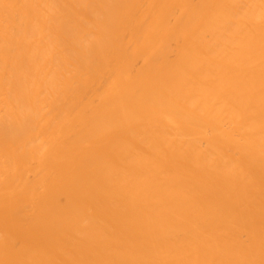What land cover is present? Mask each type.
Masks as SVG:
<instances>
[{
  "label": "bare ground",
  "instance_id": "6f19581e",
  "mask_svg": "<svg viewBox=\"0 0 264 264\" xmlns=\"http://www.w3.org/2000/svg\"><path fill=\"white\" fill-rule=\"evenodd\" d=\"M0 264H264V0H0Z\"/></svg>",
  "mask_w": 264,
  "mask_h": 264
}]
</instances>
